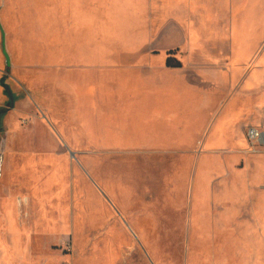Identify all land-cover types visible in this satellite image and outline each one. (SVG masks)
<instances>
[{
  "label": "rangeland",
  "instance_id": "obj_1",
  "mask_svg": "<svg viewBox=\"0 0 264 264\" xmlns=\"http://www.w3.org/2000/svg\"><path fill=\"white\" fill-rule=\"evenodd\" d=\"M66 2L0 0L5 244L18 236L20 264H239V247L253 242L249 206L264 203V142L252 144L247 132L254 127L242 130L239 121L264 118L260 97L253 93L217 123L221 108L194 127L182 112L160 152L93 144L76 121V71L44 60L45 26L59 31ZM124 4L101 0V26L129 13ZM247 19L249 32L239 31V50L246 51L241 90L264 68V0L239 1V21ZM60 37L52 38L57 48ZM114 37L123 40L121 32ZM169 56L175 64L176 51Z\"/></svg>",
  "mask_w": 264,
  "mask_h": 264
},
{
  "label": "crops",
  "instance_id": "obj_2",
  "mask_svg": "<svg viewBox=\"0 0 264 264\" xmlns=\"http://www.w3.org/2000/svg\"><path fill=\"white\" fill-rule=\"evenodd\" d=\"M68 1L59 31L45 26L44 60L76 71V121L93 144L149 155L160 152L157 146L177 133L182 112L183 122L191 121L194 127L202 117L200 121H206L211 110L221 108L217 123L253 93L264 112V68L245 78L249 82L242 90L244 83L238 84L239 65L246 62V51L239 50V31L249 32L251 25L248 19L239 21L243 0H123L129 13L108 20L106 26L100 24L101 0ZM112 11L108 9V15ZM117 32L122 42L111 41ZM53 33L61 35L58 48ZM169 50L176 51L180 68L167 66ZM246 119L239 121L242 130L264 126V118H253L250 125ZM249 208L253 242L247 249L239 247V264H264V203L251 202ZM2 217L0 264H20L18 236L8 235L5 244ZM245 255L250 258L242 263Z\"/></svg>",
  "mask_w": 264,
  "mask_h": 264
},
{
  "label": "built area",
  "instance_id": "obj_3",
  "mask_svg": "<svg viewBox=\"0 0 264 264\" xmlns=\"http://www.w3.org/2000/svg\"><path fill=\"white\" fill-rule=\"evenodd\" d=\"M247 138L251 141L252 144L264 142V134L257 128H250L247 132Z\"/></svg>",
  "mask_w": 264,
  "mask_h": 264
},
{
  "label": "trees",
  "instance_id": "obj_4",
  "mask_svg": "<svg viewBox=\"0 0 264 264\" xmlns=\"http://www.w3.org/2000/svg\"><path fill=\"white\" fill-rule=\"evenodd\" d=\"M171 62H172V58H171V56H169L167 59V63H166L168 67H172V68H180L181 67L178 60L175 62V64H172Z\"/></svg>",
  "mask_w": 264,
  "mask_h": 264
},
{
  "label": "water",
  "instance_id": "obj_5",
  "mask_svg": "<svg viewBox=\"0 0 264 264\" xmlns=\"http://www.w3.org/2000/svg\"><path fill=\"white\" fill-rule=\"evenodd\" d=\"M3 53H4L6 60H7V66L10 67V65H11L10 58H9L7 51H6V45H5L4 39H3Z\"/></svg>",
  "mask_w": 264,
  "mask_h": 264
},
{
  "label": "bare ground",
  "instance_id": "obj_6",
  "mask_svg": "<svg viewBox=\"0 0 264 264\" xmlns=\"http://www.w3.org/2000/svg\"><path fill=\"white\" fill-rule=\"evenodd\" d=\"M239 38H241V36H240ZM241 41H242V40H241ZM59 224H60V223H59ZM65 226H66V225H65ZM66 227H67V226H66ZM66 227H65V228H66ZM66 230H67V229H66ZM60 231H61V229H60Z\"/></svg>",
  "mask_w": 264,
  "mask_h": 264
}]
</instances>
